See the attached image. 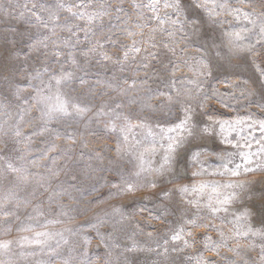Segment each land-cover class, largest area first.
<instances>
[{"label": "snow or ice", "instance_id": "obj_1", "mask_svg": "<svg viewBox=\"0 0 264 264\" xmlns=\"http://www.w3.org/2000/svg\"><path fill=\"white\" fill-rule=\"evenodd\" d=\"M258 2L259 10L257 0H8L35 32L8 28L3 35L11 47L0 67V233L9 235L12 220L30 208L17 231L31 235L0 239V264H130L126 253L137 251L160 258L151 264H176L170 252L183 253L187 264H264V191L256 197L251 182L239 179L264 173V119H224L211 107L231 108L229 100L242 98L264 113V0ZM9 8L0 6V15L11 17ZM34 56L38 67L29 63ZM96 66H111L112 75L92 71ZM182 69L191 77L180 80ZM150 71L163 87L148 86ZM218 75L239 96L212 86ZM245 127L249 136L241 135ZM214 136L232 149L211 153V174L232 178L223 184L198 179L208 173L203 142ZM89 137L114 145L85 152ZM34 138L41 141L35 150ZM98 173L111 177L103 184L109 197L154 190L156 214L143 205L136 211L161 222L174 216L168 231L140 228L146 241L117 251L135 215L117 207L88 217L86 227L49 231L62 217L72 221L70 211L87 215L92 201L73 193L83 197L81 178L98 184ZM91 233L104 244L100 254L90 255Z\"/></svg>", "mask_w": 264, "mask_h": 264}, {"label": "rangeland", "instance_id": "obj_2", "mask_svg": "<svg viewBox=\"0 0 264 264\" xmlns=\"http://www.w3.org/2000/svg\"><path fill=\"white\" fill-rule=\"evenodd\" d=\"M24 2L25 0H12L13 4L23 5ZM0 6L9 8L8 0H0ZM257 10H259L258 0H257ZM9 11H12L13 13L11 17H5V16L0 15V67H2L6 63L7 58L9 56V48L11 47L10 45L8 46L4 45L3 35L5 31L8 28H15L18 32H23L26 35L30 32H35V29L31 27V25L28 23L26 19L27 13L25 14L24 19L16 18L19 16V12L23 11L22 7L15 11L9 8ZM108 23L109 21H108V18L106 17L105 24L107 25ZM81 39H83L82 34H81ZM23 46H24L23 44L18 43L16 45V48L19 49ZM189 54L190 55L196 54L194 48L189 49ZM29 63L33 66H37V67L39 66L38 61L35 59V56L33 57L31 61H29ZM153 66L154 68H159V65L155 64V62L153 63ZM92 71L94 72L100 71L103 76H111L113 69L111 66H109L108 70L105 71L104 69L96 66L92 68ZM240 71L241 73H244L243 69H241ZM149 74L152 75L153 78L148 81V86L152 88H156L158 85H160V80L157 76L154 75L153 72L150 71ZM123 75H129V73H124ZM140 75L141 76L144 75L143 70L140 71ZM246 75H247L246 73L242 74L240 76V79H245ZM176 76L180 80H183L185 77H191V73H189L186 69H182L180 72L176 73ZM16 79L20 80L22 79V77L19 74H17ZM223 79H224L223 76L218 75L217 79L211 80V85L215 86V88L218 89L221 93H225L226 96H229L232 92H235L236 95L239 96L238 89L228 88L226 87L224 83L219 82L220 80H223ZM229 79L231 81L239 82L236 76H230ZM160 86L163 87V85H160ZM177 86L179 87L180 85L178 84ZM105 99H107V97H105ZM228 102L231 104V108L221 107L220 105L215 104V103H213L211 107L214 109H217L218 112L222 114V118L224 119H233L236 117L247 118L250 115L254 116L257 119H264V113H262L260 109L256 108L255 106L250 107L247 101H244L242 98L239 101L229 100ZM130 107L135 109L137 106L131 105ZM10 111L15 112L16 110L15 108H12L10 109ZM35 114L36 113L34 109L33 115ZM158 118L162 122L169 119L168 117L164 115H159ZM153 123H155V120H153ZM25 131H28V125H25ZM252 131L254 135L257 137V139H259L260 137L259 131L258 130H252ZM241 135L249 136V130L247 129V127L244 128V131L241 133ZM230 138L235 140L236 133L233 132ZM88 141H89L88 148L84 149L85 152L89 151L92 148H97L98 146H102V145H106L108 148H112L114 145V140L111 138H108L106 140H100V139L89 137ZM57 143H61V142L58 141ZM203 144L205 146V151L209 154L204 157H201V159H204L207 161L204 167L208 170V173L201 177H198V179L204 180L207 182H219L221 184L226 183L229 180H231L232 178L230 176H220V175L211 174L215 170V166L217 163L215 156L211 155V153L219 152L222 149L232 150L231 147L229 145L220 143V139L217 136H214L204 141ZM40 145H41V141L37 138H34V141H33L34 150ZM253 145L255 149V141H253ZM20 147L22 148L23 146L21 145ZM107 155L115 159L114 152L109 151L107 152ZM237 162H239V160H237ZM97 175L101 178L98 184H96V177H92L88 179H84L83 177L81 178L83 180L82 186L85 189H87L83 197H80L79 193H73L78 199L82 200L83 204H88L89 200L92 201L91 204H88L89 211L87 215L86 216L78 215L77 212L70 211L69 215L74 217L72 221H67L66 218L62 217L61 219H64L65 223L49 225L48 226L49 231H63V229L66 227L68 228L86 227V225L83 224V221L85 219L95 215L96 213L102 214L103 211L111 212L112 207L120 208L121 211L128 213L130 216H132V214L135 212V215L132 218L131 223L127 227V234H120L117 238V242L120 245V249H118L117 251L123 250V248H125L126 246L130 247L134 240L140 244H143L146 241L147 237L146 235L140 234V231H139L140 228H143V232L145 234L149 231H153L154 229L157 230L159 233H166L168 231V222L173 221L175 219L174 216H169L166 222H161V220H158V219H151L149 217L148 212L139 213L138 211H136L141 205H143L147 209L152 210L153 215L156 214L155 208L159 201H158V194L155 193L154 190H143L141 192L134 193V194H127L122 197H109L108 196L109 189L103 186V184H104L105 179H109L111 177H109V175L106 173H98ZM61 178L63 179V177ZM239 179L247 180L251 182L252 194L256 197H258L260 193L264 191V187H262V185H264V173L257 172L255 174H248L247 176L242 175L241 177H239ZM93 184H95L97 187L96 192H91L90 186ZM97 200H102L105 202L97 204L96 203ZM62 203L70 204L71 201H69L67 198H64L62 200ZM238 204L239 202H237V205L233 206L230 209V211H235ZM80 206L82 205H73V207H80ZM45 210L47 211V207ZM30 211H31L30 208L27 210L21 209L19 212L20 220L19 221L15 219L12 220L11 233L7 236H4L2 233H0V239H15L19 235H31L30 233H20L17 231V225H19L21 221L25 223L28 222L26 219V215ZM54 214H55V208L53 206V215ZM137 222H139V224H137ZM65 235L67 236L68 234L65 233ZM91 235L93 236V240L90 245V255L102 253L105 250L104 244L100 242L98 238L95 237L94 233H91ZM54 243L55 241H53V244ZM64 250L65 252L67 251V246H64ZM126 255L128 256L130 264L132 261H135V264H151V261L160 259L159 257H156L150 253L139 252V251L133 252V253H126ZM41 258H44V257H41ZM169 259L175 260L176 264H187L186 256L183 253L170 252Z\"/></svg>", "mask_w": 264, "mask_h": 264}]
</instances>
